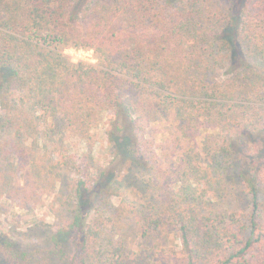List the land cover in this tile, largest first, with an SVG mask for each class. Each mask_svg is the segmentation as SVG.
Segmentation results:
<instances>
[{
    "label": "trees",
    "instance_id": "1",
    "mask_svg": "<svg viewBox=\"0 0 264 264\" xmlns=\"http://www.w3.org/2000/svg\"><path fill=\"white\" fill-rule=\"evenodd\" d=\"M69 47L99 65L65 64ZM102 113L113 158L94 169ZM170 113L158 145L146 130ZM58 134L87 145L61 159L63 216L35 254L0 233V264H63L67 245L69 264H127L120 242L94 253L136 214L142 238L179 234L181 264H264V0H0V159L52 191L32 146Z\"/></svg>",
    "mask_w": 264,
    "mask_h": 264
},
{
    "label": "rangeland",
    "instance_id": "2",
    "mask_svg": "<svg viewBox=\"0 0 264 264\" xmlns=\"http://www.w3.org/2000/svg\"><path fill=\"white\" fill-rule=\"evenodd\" d=\"M41 51L48 52L50 47L38 46ZM65 58L64 63H78L99 65L95 54L92 51L93 63L78 61L71 57L66 51L60 50ZM53 131L62 129V123L55 120ZM107 113H102L98 126L92 130L93 142L90 157L94 169L105 168L108 162L112 161L113 151L106 135ZM175 124L170 113L165 119L152 124L146 131L156 144H162L169 136V131H174ZM199 140L196 141V143ZM199 144V143H198ZM29 145V144H28ZM189 147V144L187 145ZM87 153V145L84 142L66 141L60 134L56 137H50L44 142L32 146V158L37 169H50L53 175L57 174V181L52 191L50 184L45 181L46 176L41 178L33 173L29 168L24 177L14 175L11 169V160L7 158L0 159V233L14 242L17 249L35 254L36 251L47 248L52 227L56 226L64 213L62 205L64 198H60V190H64L62 183L65 178L72 177V171L66 168L64 161L71 158L80 159ZM66 157L65 160H61ZM60 161L64 165L57 168L54 165ZM10 163V164H9ZM167 164L166 158H162V166ZM59 164V163H58ZM165 164V165H166ZM11 169V170H10ZM34 171L37 172L36 168ZM122 172V175H126ZM95 170L90 171V176H95ZM136 189H126L123 191V199L132 201L135 199L134 191ZM45 191V192H44ZM226 200L230 201V194ZM225 194V193H224ZM144 199H139L142 202ZM139 217L130 216L125 220V229L119 233L114 231H105L100 234L97 240L95 253L100 259H104L107 245L120 242L124 246L123 256L127 264H181L179 261L180 240L179 234L175 231H164L159 229L153 234L144 238L140 237ZM71 247L67 245L65 261L63 264H69ZM104 255V256H103Z\"/></svg>",
    "mask_w": 264,
    "mask_h": 264
},
{
    "label": "built area",
    "instance_id": "3",
    "mask_svg": "<svg viewBox=\"0 0 264 264\" xmlns=\"http://www.w3.org/2000/svg\"><path fill=\"white\" fill-rule=\"evenodd\" d=\"M64 51L68 52L71 57H76L75 59L78 61H86L93 63L94 59L92 57V51L91 50H84V49H79V48H74V47H69L64 49Z\"/></svg>",
    "mask_w": 264,
    "mask_h": 264
}]
</instances>
